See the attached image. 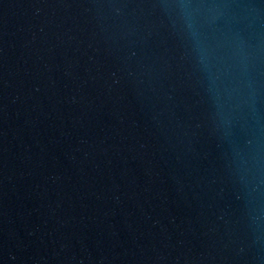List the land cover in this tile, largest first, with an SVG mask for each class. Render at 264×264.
<instances>
[{"label":"water","instance_id":"1","mask_svg":"<svg viewBox=\"0 0 264 264\" xmlns=\"http://www.w3.org/2000/svg\"><path fill=\"white\" fill-rule=\"evenodd\" d=\"M0 264H264V0H0Z\"/></svg>","mask_w":264,"mask_h":264}]
</instances>
